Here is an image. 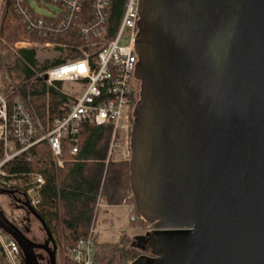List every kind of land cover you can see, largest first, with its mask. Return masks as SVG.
<instances>
[{
    "label": "water",
    "instance_id": "obj_1",
    "mask_svg": "<svg viewBox=\"0 0 264 264\" xmlns=\"http://www.w3.org/2000/svg\"><path fill=\"white\" fill-rule=\"evenodd\" d=\"M128 161L150 230L130 264H264V0H138ZM46 79V77H44ZM0 208L24 264H56Z\"/></svg>",
    "mask_w": 264,
    "mask_h": 264
},
{
    "label": "built area",
    "instance_id": "obj_2",
    "mask_svg": "<svg viewBox=\"0 0 264 264\" xmlns=\"http://www.w3.org/2000/svg\"><path fill=\"white\" fill-rule=\"evenodd\" d=\"M28 1L14 0V11L37 40H18L14 50L34 47L46 54L54 52L45 55V60L63 61L40 70L23 86L0 65V191L14 192L37 212L42 204L44 176L33 171H6L7 164L19 158L31 160L32 148L45 144L53 167L61 169L64 142L70 146V155L75 156L81 126L109 122L112 132L106 165L112 160L129 161L132 114L139 99V82L134 75L139 12L138 0H124L120 16L113 23L112 0H50L57 9L47 14L36 12ZM66 33L73 39L58 40ZM75 39L81 43H75ZM69 53H73L71 58ZM36 81L66 97L59 106L60 115L45 124L29 95L28 87ZM63 83L73 86L70 93L62 90ZM131 198L128 193L122 206ZM94 223L87 237L66 249L72 264H100L99 232ZM0 264H24L19 246L1 228Z\"/></svg>",
    "mask_w": 264,
    "mask_h": 264
},
{
    "label": "trees",
    "instance_id": "obj_3",
    "mask_svg": "<svg viewBox=\"0 0 264 264\" xmlns=\"http://www.w3.org/2000/svg\"><path fill=\"white\" fill-rule=\"evenodd\" d=\"M124 0H112V19L114 23L120 16ZM0 28V47L8 50L18 40L35 41L37 38L29 34L20 23L15 11L14 0H5ZM73 39L66 33L58 40ZM75 43L80 44V41ZM40 50L25 47L15 50L14 61L5 67L13 74L19 69L22 76L20 85L26 84L37 72L57 65L63 60L59 58H38ZM73 53H69V58ZM15 74V76H17ZM60 86V85H59ZM27 88V85L24 86ZM29 95L40 120L45 124L48 119L60 115L59 106L66 97L52 89L46 88L44 82L36 81L28 87ZM112 127L109 122L101 126L83 124L79 133L78 152L75 156L69 153L70 146L64 142V166L56 170L50 160V152L45 144H40L30 150L32 159L19 158L6 166L10 173L33 171L45 178L42 189V204L37 211L56 245V264H72L68 260L66 249L74 246L79 239L89 235L95 217L101 212L105 214L108 208H118L126 195L131 193L129 185L128 161L112 160L106 165V156ZM128 204H134L133 198ZM105 208L101 209L103 205ZM100 205V207H98ZM133 221L130 226L141 228L146 223L140 220L135 208L132 211ZM97 218V217H96ZM98 224L95 221L94 226ZM151 228V227H150ZM126 236L118 243L101 241L97 246L100 264H126L133 260L136 254L125 248Z\"/></svg>",
    "mask_w": 264,
    "mask_h": 264
},
{
    "label": "rangeland",
    "instance_id": "obj_4",
    "mask_svg": "<svg viewBox=\"0 0 264 264\" xmlns=\"http://www.w3.org/2000/svg\"><path fill=\"white\" fill-rule=\"evenodd\" d=\"M5 0H0V28H1V17L3 14V7ZM29 5L38 13L47 14L49 10H56L57 7L50 0H29ZM14 45L12 48L8 50H2L0 47V65L2 67H7L8 64H12L14 61L15 55ZM54 52L46 54L43 51L38 52V58L40 61L44 62L45 55H53ZM6 70V69H5ZM8 74V70H6ZM15 74H19V69H14L13 74L11 75L14 80L17 82H21L23 79L22 76H15ZM72 85L68 83H63L61 88L66 93H70L72 91ZM103 205V204H102ZM0 208L3 210L5 216L12 221L24 234L25 236L35 243H43L46 240V235L42 230L40 224L32 217L24 216L23 212L19 211L15 208L12 200L7 195L0 196ZM105 208L101 207V209ZM106 209V208H105ZM107 212L101 215V212L98 213L97 220L98 224L95 226L96 230L99 232V240L108 241L109 243H118L121 238L126 236L125 248L127 251H131L136 254V257L141 254L138 250H130L129 244L133 240V237L144 235L151 228L145 224L141 228L131 227L130 221H133L132 211H134V204L127 203L126 206H120L118 208H108ZM28 218V222H26V230H23L21 225H17L18 223ZM21 226V227H20ZM36 256L40 263H44L43 256H45L41 251L35 252ZM101 252H99L100 255ZM41 255V256H40ZM135 257V258H136ZM43 261V262H42ZM132 260L126 262V264H130Z\"/></svg>",
    "mask_w": 264,
    "mask_h": 264
},
{
    "label": "flooded vegetation",
    "instance_id": "obj_5",
    "mask_svg": "<svg viewBox=\"0 0 264 264\" xmlns=\"http://www.w3.org/2000/svg\"><path fill=\"white\" fill-rule=\"evenodd\" d=\"M10 199H11V197H10ZM12 203L14 204V206H15L16 209H18L19 211L23 212L24 216L30 217V215L26 214L25 209H23L22 207H20L18 204L14 203V202H12ZM26 222H28V218H25V220H23L22 222L18 223L17 225H21L22 228H23V230H26L25 229V227H26V224L25 223ZM145 246L146 245L143 243V241H138V240H134V239L129 244L130 250H135V251L136 250L140 251ZM37 251H41L45 255V256H43L44 257L43 258L44 263H41V264H47V259H48L47 254L44 251H42V250H37Z\"/></svg>",
    "mask_w": 264,
    "mask_h": 264
}]
</instances>
